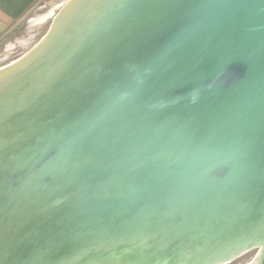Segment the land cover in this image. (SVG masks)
<instances>
[{
    "label": "water",
    "instance_id": "95a60500",
    "mask_svg": "<svg viewBox=\"0 0 264 264\" xmlns=\"http://www.w3.org/2000/svg\"><path fill=\"white\" fill-rule=\"evenodd\" d=\"M252 250L264 264V0L65 1L0 69V264Z\"/></svg>",
    "mask_w": 264,
    "mask_h": 264
},
{
    "label": "rangeland",
    "instance_id": "374dc122",
    "mask_svg": "<svg viewBox=\"0 0 264 264\" xmlns=\"http://www.w3.org/2000/svg\"><path fill=\"white\" fill-rule=\"evenodd\" d=\"M67 0H41L23 19L17 21L0 37V69L21 56L25 55L34 45L35 39H41L49 30L54 16L60 11ZM46 16L44 22L33 24L34 17ZM257 251L247 252L226 264H251Z\"/></svg>",
    "mask_w": 264,
    "mask_h": 264
},
{
    "label": "crops",
    "instance_id": "0c3cea01",
    "mask_svg": "<svg viewBox=\"0 0 264 264\" xmlns=\"http://www.w3.org/2000/svg\"><path fill=\"white\" fill-rule=\"evenodd\" d=\"M41 0H0V37Z\"/></svg>",
    "mask_w": 264,
    "mask_h": 264
},
{
    "label": "bare ground",
    "instance_id": "6f19581e",
    "mask_svg": "<svg viewBox=\"0 0 264 264\" xmlns=\"http://www.w3.org/2000/svg\"><path fill=\"white\" fill-rule=\"evenodd\" d=\"M52 15V14H51ZM51 15H45V16H43V15H41L40 17H37V18H33V19H31L30 21H32L33 22V24H35V23H39V22H44L43 20L46 18V16H51Z\"/></svg>",
    "mask_w": 264,
    "mask_h": 264
}]
</instances>
